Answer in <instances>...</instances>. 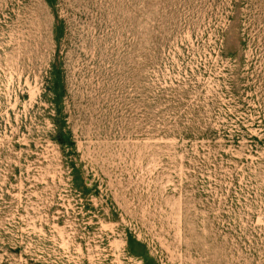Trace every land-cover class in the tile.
Wrapping results in <instances>:
<instances>
[{
    "label": "rangeland",
    "instance_id": "rangeland-1",
    "mask_svg": "<svg viewBox=\"0 0 264 264\" xmlns=\"http://www.w3.org/2000/svg\"><path fill=\"white\" fill-rule=\"evenodd\" d=\"M0 264H264V0H0Z\"/></svg>",
    "mask_w": 264,
    "mask_h": 264
}]
</instances>
